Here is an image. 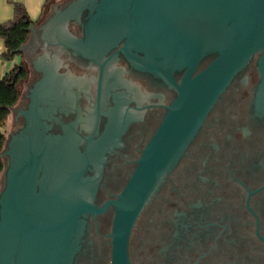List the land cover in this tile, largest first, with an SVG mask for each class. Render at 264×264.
<instances>
[{
    "label": "flooded vegetation",
    "instance_id": "obj_1",
    "mask_svg": "<svg viewBox=\"0 0 264 264\" xmlns=\"http://www.w3.org/2000/svg\"><path fill=\"white\" fill-rule=\"evenodd\" d=\"M74 2L80 5L65 26L60 16ZM98 2L55 0L35 25L19 56L26 76L11 130L4 129L6 140L15 135L20 144L48 145L41 176L57 186L72 182V197L96 209L81 218L71 264H112V203L185 74L145 52L129 55L123 36L88 34ZM260 55L236 74L159 179L130 235L131 264H264ZM216 58L206 56L196 73Z\"/></svg>",
    "mask_w": 264,
    "mask_h": 264
},
{
    "label": "water",
    "instance_id": "obj_2",
    "mask_svg": "<svg viewBox=\"0 0 264 264\" xmlns=\"http://www.w3.org/2000/svg\"><path fill=\"white\" fill-rule=\"evenodd\" d=\"M78 5L72 3L61 14L65 26L74 20ZM85 27L88 34L97 30L101 40L125 37L129 55L145 52L169 72L185 70L176 100L128 185L112 203V264H131L130 235L159 179L257 53L264 88V0H99ZM35 29L30 27V37ZM211 53L217 58L196 73ZM48 149L46 144H20L15 135L5 142L0 154L5 164L0 182V264H71L81 218L96 210L72 197V182L57 186L41 176Z\"/></svg>",
    "mask_w": 264,
    "mask_h": 264
},
{
    "label": "trees",
    "instance_id": "obj_3",
    "mask_svg": "<svg viewBox=\"0 0 264 264\" xmlns=\"http://www.w3.org/2000/svg\"><path fill=\"white\" fill-rule=\"evenodd\" d=\"M55 0H45L42 15L39 21L32 22L28 16L27 8L22 0H10L14 6V17L7 23L0 24V38L5 42L6 50L2 57L6 61H14L20 56L19 50L26 44L30 35V27L38 25L45 16V9ZM26 76L22 64H17L4 78L0 80V127L8 128L11 109L15 107L20 98L19 83ZM6 133L0 132V154L4 149ZM5 164L0 159V182L4 173Z\"/></svg>",
    "mask_w": 264,
    "mask_h": 264
},
{
    "label": "crops",
    "instance_id": "obj_4",
    "mask_svg": "<svg viewBox=\"0 0 264 264\" xmlns=\"http://www.w3.org/2000/svg\"><path fill=\"white\" fill-rule=\"evenodd\" d=\"M27 8L28 13H34L36 15L35 20L32 22H37L40 20L45 0H22ZM14 17V6L10 0H0V24L7 23L11 21ZM6 50L5 42L0 38V80L6 76L15 65L19 64L20 58L18 57L14 61H6L2 57V54ZM10 122V121H9ZM9 126V124H8Z\"/></svg>",
    "mask_w": 264,
    "mask_h": 264
},
{
    "label": "rangeland",
    "instance_id": "obj_5",
    "mask_svg": "<svg viewBox=\"0 0 264 264\" xmlns=\"http://www.w3.org/2000/svg\"><path fill=\"white\" fill-rule=\"evenodd\" d=\"M50 5H48L47 8L45 9V16L49 13V7H50ZM28 16H29L30 20H32V21L35 20V18H36V15L34 13H31V14L28 13ZM15 59H17L16 62H18V57H16ZM21 91H22V88H21ZM10 119H11V117H10ZM11 126H12V124H11V120H10V122H9V128ZM10 130H11V128H10ZM0 132H4V129L1 128V127H0ZM0 188H1V186H0Z\"/></svg>",
    "mask_w": 264,
    "mask_h": 264
},
{
    "label": "built area",
    "instance_id": "obj_6",
    "mask_svg": "<svg viewBox=\"0 0 264 264\" xmlns=\"http://www.w3.org/2000/svg\"><path fill=\"white\" fill-rule=\"evenodd\" d=\"M16 1H18V0H16Z\"/></svg>",
    "mask_w": 264,
    "mask_h": 264
}]
</instances>
